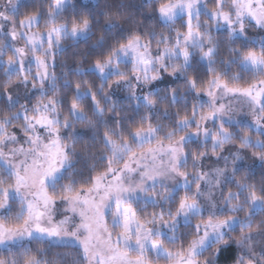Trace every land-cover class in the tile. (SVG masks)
<instances>
[{
    "label": "snow or ice",
    "instance_id": "obj_1",
    "mask_svg": "<svg viewBox=\"0 0 264 264\" xmlns=\"http://www.w3.org/2000/svg\"><path fill=\"white\" fill-rule=\"evenodd\" d=\"M147 8L162 31L108 40L72 80L61 49L89 6L0 4V264H258L264 169L239 161H264V0ZM165 73L168 120L148 93L131 115L110 94Z\"/></svg>",
    "mask_w": 264,
    "mask_h": 264
},
{
    "label": "clouds",
    "instance_id": "obj_2",
    "mask_svg": "<svg viewBox=\"0 0 264 264\" xmlns=\"http://www.w3.org/2000/svg\"><path fill=\"white\" fill-rule=\"evenodd\" d=\"M5 0H0V4H3ZM81 3L85 6H89L91 13V30L87 33H81L76 37H73L68 42L67 46L61 49L65 56L62 59L66 60V67L69 72H76L77 75L71 76L70 79L77 80L84 73H94L96 69L94 67H86L85 62L89 61L88 55L90 50L99 49L108 40L114 39L118 35H124L129 31H141L147 36L150 29L155 28L157 32L162 31L157 25L156 20L147 8V0H81ZM166 21L161 20L160 24H164ZM78 65V68H73V64ZM129 63L127 57H121L120 67ZM113 69H109L108 72L100 75V80H108L109 76H112V80L109 83H113L117 77L112 75ZM131 75V72H129ZM177 75H168L165 73L161 75L159 80L152 81L147 84L136 85L134 80H130L128 85L123 87L120 84H116L115 87L111 88L110 94L114 99L121 101L125 105V111L131 115L134 112H139L141 105L144 103L143 96L140 92L148 93L149 98L156 101L157 108L153 109V114L158 115L163 120H168L170 113L164 111L168 108L167 101L165 99V92L168 89H174L177 87L179 82ZM130 85V86H129ZM34 91V90H33ZM104 91L109 92L108 88ZM136 91L138 94L134 97L131 93ZM157 95L159 99H157ZM180 99V96L177 97ZM139 101V103H137ZM111 113L109 108L105 112V116ZM121 113L120 115H122ZM77 127L83 128L84 125H76ZM196 137L189 136L188 140H195ZM240 164H247L254 173H258L256 170L264 169V161L257 160L255 163H251L248 160L239 161ZM191 171V165L189 166ZM231 179V176L225 177L226 182ZM211 244V240L209 241ZM216 246L214 245L213 248ZM261 247H264V243L257 245V255L255 259L258 264H264V258L260 256ZM212 250L205 253L203 260L210 261L212 259ZM232 252L227 251L223 253L221 259L222 264H229L232 260Z\"/></svg>",
    "mask_w": 264,
    "mask_h": 264
}]
</instances>
